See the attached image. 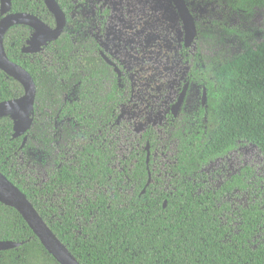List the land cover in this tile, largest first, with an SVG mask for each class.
Masks as SVG:
<instances>
[{"label":"trees","instance_id":"16d2710c","mask_svg":"<svg viewBox=\"0 0 264 264\" xmlns=\"http://www.w3.org/2000/svg\"><path fill=\"white\" fill-rule=\"evenodd\" d=\"M55 1L70 23L73 0ZM215 1L246 15L264 9V0ZM9 12L27 13L50 28L56 26L44 0H11ZM6 14L0 11V19ZM226 32L238 34L240 39L249 37L234 28ZM198 33L202 35L200 28ZM36 35L24 24L12 25L2 34L6 57L29 73L36 93L30 113L32 125L24 135L27 139L23 146L24 136L13 138L15 119L9 114L0 116V173L23 193L75 261L264 264V203L254 201L234 210L224 202L236 192L251 189L253 169L242 168L216 190L207 188L203 173L210 164L245 144L264 155V39L253 46L244 43L242 51L235 54L223 50L206 56L197 49L190 56L188 49L182 50L184 61L189 63L185 78L188 90L180 117L169 115L162 126L175 141L168 191L157 189L159 180L151 172L155 184H149L142 193L148 179L143 150L133 166L123 171L127 180L122 192L133 188L127 200L116 191L112 196L98 192L76 209L77 193L111 189L117 179L110 167L114 152L106 146L100 125L113 122L118 106H125L126 101L121 92H116L114 73L107 89L102 83L109 68L98 63L102 60L94 40L89 44L83 33L71 37L63 32L54 42L46 41L42 50L57 66L42 69L38 53H22ZM23 94L22 84L0 69V102ZM143 137L153 151L156 137L152 131L147 130ZM78 140H84V144L73 164L54 159L53 144ZM20 155L36 167H44L49 161L59 167L50 171L42 188H37L15 171ZM56 190L63 193L59 207L48 202ZM0 241L17 244L0 251V264H59L19 213L1 202Z\"/></svg>","mask_w":264,"mask_h":264},{"label":"rangeland","instance_id":"374dc122","mask_svg":"<svg viewBox=\"0 0 264 264\" xmlns=\"http://www.w3.org/2000/svg\"><path fill=\"white\" fill-rule=\"evenodd\" d=\"M75 12L70 23L62 32L75 37L85 30L92 31L94 14L98 9L108 6L110 18L102 43L107 52L121 61L132 82V102L119 111V115L103 128L106 146L113 148L114 157L110 165L117 179L111 189H94L76 194V209L87 200H93L98 192L112 196L120 193L127 200L133 188L122 192L126 184L124 168L132 167L138 154L144 150V131L151 127L157 137V146L152 153V170L159 179L157 189L169 190L173 164L175 141L161 130L163 116L169 105L177 98L179 86L183 82L188 66L180 62L178 51L182 31L176 13L165 0H73ZM193 14L202 35L195 46L206 56H213L223 50L231 54L242 51L244 43L255 45L264 39V9H255L246 15L232 12L215 0H195ZM239 30L249 35L240 39L238 34L228 35L227 30ZM95 31V30H94ZM244 35V34H243ZM43 64L54 68L56 62L47 52L39 53ZM48 112V111H47ZM84 140L60 141L53 144V157L59 162L73 164ZM133 156V158H131ZM129 158H131L129 160ZM128 161V165L125 162ZM59 164L49 161L44 167H36L22 155L15 161V171L26 181L42 188L48 182L49 173ZM244 167L253 169L249 191L236 192L224 199L232 209L246 207L254 201L264 203V155L255 146L245 144L217 160L203 170L207 188L218 189L230 176ZM48 202L59 207L62 190H56Z\"/></svg>","mask_w":264,"mask_h":264},{"label":"water","instance_id":"95a60500","mask_svg":"<svg viewBox=\"0 0 264 264\" xmlns=\"http://www.w3.org/2000/svg\"><path fill=\"white\" fill-rule=\"evenodd\" d=\"M44 1L55 17L56 26L54 28L48 27L33 15L27 13H10L11 0H0V11L2 13H7L0 19V69L9 76L18 80L24 89V94L22 96L12 100L0 102V116L9 114L15 119L13 138L24 136L32 125L30 113L34 108L36 87L28 72H26L19 65L8 60L2 48L1 38L3 32L8 27L15 24H24L33 28L37 32V35L26 48L22 49V53L24 54H37L42 49L46 41L54 42L57 40L66 26V17L55 0ZM173 2L177 6L183 20L184 30L186 33L185 45L190 46L196 33L194 18L185 7L183 0H173ZM187 87L188 84H185L179 100L174 106V115H176V111L183 101ZM205 103L206 90L203 88L201 95L202 106H204ZM26 139V136H24L22 146L25 144ZM146 151L147 163L149 152L148 149ZM150 181V173L148 172L146 186L150 183ZM144 191L145 188L142 190V193H144ZM0 202L15 209L19 213L42 246L56 260V262L59 264H79L51 232L23 193L1 173ZM163 206H165V204ZM15 247H17V244L13 242L0 241V251L9 250Z\"/></svg>","mask_w":264,"mask_h":264},{"label":"flooded vegetation","instance_id":"af4514ba","mask_svg":"<svg viewBox=\"0 0 264 264\" xmlns=\"http://www.w3.org/2000/svg\"><path fill=\"white\" fill-rule=\"evenodd\" d=\"M169 3V5L171 6V8L174 10V12L176 13L177 15V18L179 20V23H180V26H181V31H182V39H181V43L179 45V51H178V56H179V59H180V62L183 63L184 65H187L188 66V70H189V63L185 62L184 59H183V55H182V50L183 49H188V52L190 54V56L194 55V53L196 52L197 48L195 46V41L198 40L199 36L201 34L198 33V28H199V23L196 22V19H195V15L193 14V2L195 0H191L189 3L186 2V0H183L184 2V5L185 7L187 8V10L189 11V13L192 15V17L194 18V21H195V27H196V33H195V36H194V39H193V42L191 43L190 46H186L185 45V38H186V33H185V30H184V24H183V20L181 18V15H180V12L177 8V6L175 5V3L173 2V0H165ZM74 3V2H73ZM105 10H108L107 14L104 15V11ZM75 12V9L74 11L72 12V14ZM71 14V15H72ZM71 15H70V19H71ZM110 15H111V9L108 7V6H105L104 8L102 9H98L95 11V14H94V22H93V29L92 31L88 30H85L84 32H82L86 38V43H89L94 40L98 45H99V48L96 50V53L99 55V57L101 58L102 62H98L99 64H105L109 69L108 73V77H106L102 83L105 85V88L107 89V86L110 84H112L111 82L113 81V73L116 75L117 77V83H118V87L116 88V92H121L122 95H123V99L125 98V101H126V105L125 106H121L119 105L118 106V109H117V112H116V115L114 116V120H116V118L118 117V115L120 114L119 111L123 108H126L129 104H131L132 102V90H133V86H132V82H131V79H130V76H129V71H127L125 69V67L122 65L121 61L116 59L114 57L115 60H113L112 58V54H110V52H107L104 48V45L102 43V39L104 40L105 38V33H106V24H107V21L108 19L110 18ZM69 24V23H68ZM66 25H67V20H66ZM198 26V27H197ZM101 28L103 29L102 33L100 32ZM95 30V31H94ZM63 33V32H62ZM61 33V34H62ZM79 35V34H78ZM76 37V36H75ZM44 51V49L40 50L38 52V54L40 52ZM40 60V65L42 66V69H44V67H47V68H50L51 66H46L43 64V60L42 58L39 59ZM86 64V63H85ZM89 64V63H88ZM188 73V71H187ZM187 73L185 75V77L183 78V82L181 83V85L179 86V92H178V95H177V98L169 105V108L166 110V113L164 114L163 116V123L161 125V130L162 129V126L166 123L167 119H168V116L170 115L172 118L174 119H178L181 115V107H182V104H183V101H184V98L186 96V93H187V90H188V87H187V90H186V93H185V96L183 98V101L180 105V107L178 108V110L176 111V115H174V106L177 104L178 100H179V97H180V94L183 90V87L185 84H188V82H185V78L187 76ZM189 85V84H188ZM122 86H124V89H123V92H122ZM113 120V122H114ZM108 124H112L111 123H108ZM107 125L103 126V125H100L101 129H102V133H103V128H105V131L107 129ZM151 130L152 131V134L156 137L155 133H154V130L149 127L147 128L144 133L147 131V130ZM143 133V134H144ZM101 134V133H100ZM143 134H142V138L143 140L145 141V164H146V169L148 170V172L150 173V178H151V172L153 173V170H152V165H153V158H152V153L153 151L155 150L156 146H157V137H156V144H155V147L153 148V151H150V145L148 142H146L145 138L143 137ZM100 137H102L100 135ZM103 140L104 142H106V138L104 136V133H103ZM111 147V146H110ZM112 148V147H111ZM113 149V148H112ZM148 149V152H149V156H148V162L146 163V154H147V150ZM175 153V152H174ZM231 153V152H230ZM229 153V154H230ZM140 154V153H139ZM138 154V156H139ZM137 156V157H138ZM226 157V156H225ZM224 157V158H225ZM132 158V156H131ZM174 158V156H173ZM223 158V159H224ZM130 159V158H129ZM219 160H222V159H219ZM136 162V160H135ZM134 162V163H135ZM173 162H174V159H173ZM173 165V164H172ZM171 165V166H172ZM133 166V165H132ZM149 166H150V169L151 171H149ZM169 172H170V169H169ZM154 174V173H153ZM154 177L157 178L154 174ZM171 177V176H170ZM158 179V178H157ZM159 180V179H158ZM149 184H155V182L151 179L150 183ZM148 184V185H149ZM147 185V186H148ZM145 186V189L146 187ZM145 192V191H144Z\"/></svg>","mask_w":264,"mask_h":264}]
</instances>
